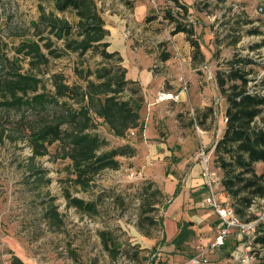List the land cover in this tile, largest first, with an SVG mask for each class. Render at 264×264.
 <instances>
[{"label":"rangeland","instance_id":"1","mask_svg":"<svg viewBox=\"0 0 264 264\" xmlns=\"http://www.w3.org/2000/svg\"><path fill=\"white\" fill-rule=\"evenodd\" d=\"M181 1L195 6L191 9L190 19L194 23L202 51L206 56L204 64L194 66L192 59L189 61L192 58V49L186 38L176 39L170 35L172 27L164 20V14L167 10L175 13L176 9L173 4L166 1L145 0L148 5L146 15L140 21L141 24L133 23L131 35L133 43L142 44L147 55H150L148 57L153 60L160 61L162 53H169L171 56L175 55L174 63L179 64L181 61L186 65L184 72L182 70L176 74V77H184L188 82V92L182 93L186 96L190 93L188 99L182 103L183 111L178 115V119L190 135L197 140L201 138L203 141L201 145L203 144L209 153L215 142L222 137L226 127L227 103L216 81L219 66H223L234 55L249 56L259 62L258 66L252 67L256 74L261 76L264 73V50L251 52L249 49L251 45L264 39L263 0ZM96 2L102 3L103 6L109 2L114 3L115 0ZM133 3L129 2V9L134 8ZM39 4L40 0H0V41L8 45L5 52L9 58L13 59L16 56L13 51L15 46L33 37L31 23L39 18ZM43 5L47 10L53 7L47 2H43ZM60 16H65L72 23L78 20L72 13ZM146 17L155 18L154 24L147 23ZM247 20H253L254 23L238 26V22ZM233 28L239 29L237 34L241 36L237 45H232L233 39L230 38ZM251 29H257L262 33L251 35L249 33ZM259 53L262 55L260 59ZM80 61H85V68L94 69L101 58L97 55L93 57L87 55L80 60L71 54L59 60H52L49 69L52 72L64 73L72 84L79 81L74 69ZM22 66L23 72L29 68L27 61H22ZM154 70L159 74L164 68L158 65ZM48 79L49 75L44 76V80ZM47 88L52 89L50 82L47 83ZM207 105L213 107V113L208 121L203 117L208 109ZM0 115H4L5 118L0 123L16 138L6 139L0 144V264H11L14 256H18L24 264H152L153 261L154 264L157 263L158 260L153 258V254L157 247L156 243L161 242L164 234L161 220L169 198L155 179L146 177L144 167L158 172H161L162 168L169 169L182 182L189 177L197 163L203 166L200 159L196 160V154H172L163 161L157 159L148 161L146 160L148 154H137L133 158L120 157L119 170H105L96 178L89 191H83L68 179L74 178V175L67 171L70 161L58 157L55 159L57 144L49 147L50 155L33 159L28 141L21 137L27 131L21 132L23 129L21 131L18 129L17 114L3 111ZM98 123L97 132L109 142L108 149L127 143L114 137L102 121ZM197 126L203 132L201 136L198 135ZM138 139V136H130L127 140L134 144ZM186 149L191 151L194 146L187 143ZM199 152L200 149L198 154ZM209 155L210 168L217 172L219 177L215 186L217 198L232 207L231 200L221 184L223 175L216 166L214 152H210ZM263 170V163L256 165L259 174ZM200 175L202 177L201 173ZM151 184L154 186L149 193L159 191L161 195L157 200L160 204L154 207L150 205L149 207L156 208V211L144 214L148 209L147 204L153 202L149 193L145 194V190ZM65 190H70L74 196L88 202H96L99 214L89 216L75 208H68L64 197ZM53 208L60 214V221L49 215ZM263 209L264 202L261 199L256 200L253 210L250 211L251 216H257ZM214 214L215 217L209 226L210 231L209 227L204 231L205 228L201 226L204 238L200 248H211V244L223 229L221 219L216 212ZM147 218L148 220L154 218L158 222L157 225H151ZM100 232L109 233L112 240L120 246L117 253L112 254L105 249ZM146 233L150 235L147 236ZM240 234V230L234 228L227 235L223 247H227L229 255L244 246V255L252 257L250 264H264V250H260L253 245V240ZM241 237L245 238V240L242 238L243 242L239 240ZM205 240L208 241L204 242ZM192 250L197 251L196 248ZM135 253L139 254L138 258L134 257ZM194 255L195 252L184 254L185 261Z\"/></svg>","mask_w":264,"mask_h":264},{"label":"trees","instance_id":"2","mask_svg":"<svg viewBox=\"0 0 264 264\" xmlns=\"http://www.w3.org/2000/svg\"><path fill=\"white\" fill-rule=\"evenodd\" d=\"M129 5L128 0H123ZM50 3L51 10L43 5ZM173 4L176 12L166 11L164 20L172 27L170 35L184 34L192 49L194 66L206 62L194 23L191 21V9L195 6L181 0H166ZM39 18L31 23L33 37L15 46V57L9 58L5 52L7 44L0 41V114L14 112L21 137L27 140L32 149L33 159L50 155L49 147L58 145L55 159L69 160L67 168L70 183L89 191L96 178L105 170H119L120 157L133 158L137 149L127 139L135 130L142 137L144 124L140 110L144 103L143 89L137 81L127 79V69L119 52L109 50L107 38L110 31L102 16L96 0H40ZM264 11V0L262 4ZM197 10V8H196ZM203 11V10H199ZM72 13L78 19L70 22L65 16ZM155 20L146 17L151 23ZM253 20L238 22L251 25ZM239 29L230 32L232 45L240 42ZM251 35H259L257 29L249 30ZM251 52L264 50V39L249 47ZM71 54L82 60L87 55L101 58L96 68H85L80 61L74 69L78 80L69 83L62 72H52L49 67L52 60H59ZM262 58L261 53L258 59ZM171 59L169 53H162L160 61ZM22 61L29 66L24 71ZM257 59L249 56L234 55L225 62L216 73L220 93L227 103L225 111L226 127L214 149L215 163L222 172L221 184L229 196L235 213L245 222L255 219L250 209L256 200L264 199V170L256 171V165L264 164V73L258 76L253 66ZM221 67L227 69L222 70ZM49 75L48 80L44 76ZM50 82L52 89L47 88ZM254 84V86H252ZM255 87V89H252ZM213 108L207 109L203 117L207 120ZM4 115H0V121ZM99 121L106 124L116 138L127 141L119 147L108 149L109 142L98 132ZM6 139L14 140L12 132L0 123V144ZM50 183V181L48 182ZM154 184L145 190L148 194ZM181 191L178 185L175 194L169 198L165 209ZM161 193H149L152 203L144 214L156 211L153 207L160 204L157 200ZM64 197L68 208H75L85 215H98L96 202H88L65 190ZM49 215L60 221L56 208ZM151 225H157L154 218H147ZM147 236L150 235L146 233ZM105 249L112 254L120 246L107 232H100ZM164 238L158 245L164 244ZM253 245L264 250V224H259ZM156 249V248H155ZM139 257L138 253L134 254ZM11 264H24L18 257ZM154 264V261L153 263Z\"/></svg>","mask_w":264,"mask_h":264},{"label":"crops","instance_id":"3","mask_svg":"<svg viewBox=\"0 0 264 264\" xmlns=\"http://www.w3.org/2000/svg\"><path fill=\"white\" fill-rule=\"evenodd\" d=\"M128 1L134 2L133 9H129V5L125 1L120 0L103 4V6L102 3H98V6L102 9V16L107 23V29L110 31L108 39L110 43L109 50L121 54L124 59V67L127 69V79L137 81L143 89L144 103L140 110V117L144 124V131L142 137L133 145L137 149V154H148L146 157L148 161L151 159L163 161L172 154H196V160L198 161V151L203 145H201L203 141H201L200 137V140H197L190 135L187 128L185 126L182 127L178 119V115L183 111L182 103L188 99L190 93L188 96L182 93L180 95L181 102H162L155 105V98L160 92H180V77H176V74L182 70L184 72L186 65L181 61L179 64L174 63L173 61L176 60L175 55L171 56L172 61L153 60L148 57L150 55H147L142 44L135 45L133 43L131 35L132 25L133 23L141 24L140 21L145 17L148 5L145 0ZM188 5L191 6V4ZM149 24H154V21ZM175 38L184 39L186 36L178 34ZM138 42L141 43L140 41ZM143 53L146 55H143ZM156 63L161 68H164L162 73H155L154 69L158 67ZM206 107L210 108L211 106L207 105ZM217 141L211 148V153L214 152ZM187 143H191L194 149L188 151L186 149ZM175 145L180 149L178 150ZM136 159L140 160V158ZM202 168L203 166L197 163L189 177L180 182L177 179V175L173 171L170 172L169 169L165 170L162 168L161 172H158V170L154 171L144 167L146 177L155 179V182L160 185L165 195L171 197L175 194L178 185L181 188L177 197L173 199L162 215L161 222L164 234L161 239L166 238V240L164 244L156 247L154 251V253L158 254L157 257H153L158 260L156 264H183L185 262L184 254L189 252H195L194 256L206 252L203 264H243V257H245L244 246L237 248L230 255L227 247H223L225 243L223 246L214 248V241L211 244V248L199 247L202 245L201 241L204 238V235L201 234V226L205 228L203 229L205 231L210 226L211 221L214 219L213 217H215L213 209L203 206L209 196V191L200 175V173L202 174ZM208 231H210V227ZM242 238H239V240L243 242ZM247 238L250 240L249 237ZM243 239L245 240V238ZM206 241L208 240L204 242ZM158 244L156 243V245ZM195 248L197 251L192 250Z\"/></svg>","mask_w":264,"mask_h":264},{"label":"built area","instance_id":"4","mask_svg":"<svg viewBox=\"0 0 264 264\" xmlns=\"http://www.w3.org/2000/svg\"><path fill=\"white\" fill-rule=\"evenodd\" d=\"M179 82L181 83V90L178 93H173L170 91H162L155 98V105L162 102H181L180 94L182 92H188V82L184 77L179 78ZM198 135H202V130H200L199 126H197ZM131 136H136V131L133 130L130 132ZM198 158L203 163V171L202 178L205 182V186L209 191V196L206 199L203 206H208L211 209L215 210L218 214L219 218L223 223V229L219 232L213 247L223 246L225 243V239L230 231L234 228H238L242 235L247 236L250 240H253L257 234V229L259 224H264V209L255 216L250 222L243 221L234 211V209L222 202H220L215 193V186L217 185V180H219L217 172L213 171L210 168L211 156L207 152L205 146H201ZM264 202V199L262 200ZM254 207V206H253ZM253 207L250 211L253 210ZM206 252H202L200 255L194 256L183 264H203V258ZM158 254L154 253L153 257H157ZM252 261V257L246 255L243 259V264H250Z\"/></svg>","mask_w":264,"mask_h":264}]
</instances>
